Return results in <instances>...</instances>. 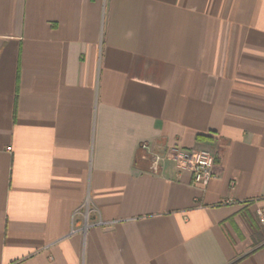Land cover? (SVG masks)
I'll list each match as a JSON object with an SVG mask.
<instances>
[{"label": "crops", "instance_id": "1", "mask_svg": "<svg viewBox=\"0 0 264 264\" xmlns=\"http://www.w3.org/2000/svg\"><path fill=\"white\" fill-rule=\"evenodd\" d=\"M258 211L264 0H0V264H264Z\"/></svg>", "mask_w": 264, "mask_h": 264}, {"label": "built area", "instance_id": "2", "mask_svg": "<svg viewBox=\"0 0 264 264\" xmlns=\"http://www.w3.org/2000/svg\"><path fill=\"white\" fill-rule=\"evenodd\" d=\"M150 171L156 174L162 170L165 159L173 161L179 170H186L191 175L192 185L204 190L215 177L214 157L205 151H192L182 154L177 149L171 148L166 154L151 153L148 157ZM259 221L264 222V214L257 212Z\"/></svg>", "mask_w": 264, "mask_h": 264}]
</instances>
